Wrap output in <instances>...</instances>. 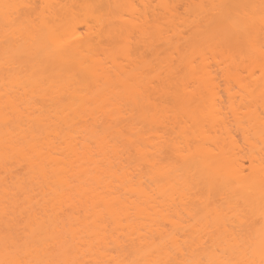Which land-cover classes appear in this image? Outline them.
I'll return each instance as SVG.
<instances>
[{"label":"bare ground","instance_id":"1","mask_svg":"<svg viewBox=\"0 0 264 264\" xmlns=\"http://www.w3.org/2000/svg\"><path fill=\"white\" fill-rule=\"evenodd\" d=\"M151 2L0 0V264H264V0Z\"/></svg>","mask_w":264,"mask_h":264},{"label":"rangeland","instance_id":"2","mask_svg":"<svg viewBox=\"0 0 264 264\" xmlns=\"http://www.w3.org/2000/svg\"><path fill=\"white\" fill-rule=\"evenodd\" d=\"M152 1H153V2H151V3H152V4L154 3V5H155L156 2H157V0H152ZM152 4H151V5H152ZM179 12H180L181 14L184 15V12H183V9H182V8H179ZM80 28H81V26H80ZM80 28H79V29H80ZM81 30H82V28H81ZM134 34H136V33H134ZM135 36H136V35H135ZM135 36H134V37H135ZM220 85H221V87H224L222 82L220 83ZM232 88H234V89H232V92H233V90L237 89L236 86H235V87H232ZM220 93H221V96H222L223 98H225L226 95H225V96L222 95V94H224V92L221 91ZM226 99H227V97H226ZM226 99H224L225 103H227V102H226ZM259 217H260V216H259ZM257 218H258V217H257ZM257 218H256V219H257ZM256 219H255V221H256ZM257 220H260V222H261L262 219H261V218H258ZM255 221H254V222H255ZM256 222H257V221H256ZM260 222H258V223H260ZM260 224H261V223H260ZM262 224H263V223H262ZM254 225H255V223H254ZM260 226H261V225H260ZM252 227H253V226H252ZM254 227H255V226H254ZM256 227H257V226H256ZM258 227H259V224H258ZM259 228H260V227H259ZM259 228H257V229L259 230ZM261 228H262V227H261ZM255 229H256V228H255ZM260 230H261V229H260ZM261 232H262V231H261ZM253 233H256V232H253ZM263 233H264V231H263ZM256 235H257V234H256ZM256 239H257V236H256ZM253 244L256 245V244H255L254 235H253ZM258 245H259V244H258ZM263 245H264V244H263ZM255 248H256V249H255L254 251L259 252V247H258V248L255 247ZM255 253H256V252H255Z\"/></svg>","mask_w":264,"mask_h":264},{"label":"snow or ice","instance_id":"3","mask_svg":"<svg viewBox=\"0 0 264 264\" xmlns=\"http://www.w3.org/2000/svg\"><path fill=\"white\" fill-rule=\"evenodd\" d=\"M21 264H23V262H21ZM185 264H202V262L191 261V262H185Z\"/></svg>","mask_w":264,"mask_h":264}]
</instances>
